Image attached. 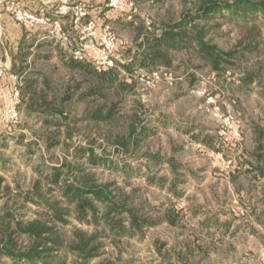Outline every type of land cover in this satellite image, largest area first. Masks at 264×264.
I'll return each mask as SVG.
<instances>
[{
    "label": "rangeland",
    "instance_id": "rangeland-1",
    "mask_svg": "<svg viewBox=\"0 0 264 264\" xmlns=\"http://www.w3.org/2000/svg\"><path fill=\"white\" fill-rule=\"evenodd\" d=\"M131 1L133 6L128 5ZM198 1L124 0L121 10L110 18V8L104 4L101 23L117 37L116 56L131 62L140 57L142 40L149 32L160 33L164 20L196 13ZM97 4L102 3L92 6ZM48 9L53 12L54 8ZM258 26L261 53L246 59L237 56L235 70L229 66L223 72L211 68L192 48L172 52V65L151 71L140 66L131 74L123 70L121 77L132 87L114 95L117 118L109 123L87 119L86 103L73 100L66 110L81 120L59 119L69 123L72 136L68 137L65 127L63 135H55L60 145L52 148L46 140L50 135L41 134L42 121L49 113L42 106L39 108L45 113L30 107L29 100L31 95L51 98L55 90L79 75L59 59L56 45L63 43L42 45L50 48L47 58L21 62L26 68L23 72L9 70L11 75L34 73L38 80L32 93H24L27 84L23 78L18 122H0L3 186L9 185L10 193H15L16 187L25 193L39 182L40 190L49 194L51 184L39 181L41 174L36 168L52 173L53 167H63L68 177L63 163L73 161L91 169L99 182H110L129 194V205L140 209L146 219H156L140 231L118 237L99 226L103 245L90 264H264V23ZM68 29L74 37L78 34ZM248 29L226 22L211 30L207 38L220 49L232 51L239 48L237 44ZM258 63L263 66L260 70ZM239 65L258 73L256 79L250 83L241 80ZM52 117L57 119L48 116ZM134 118L138 131L144 129L148 136L135 151L132 145L116 147L108 136L115 138ZM79 146L93 149L104 164L91 166L87 161L91 152L81 157ZM146 151L155 157L146 156ZM52 189L55 196L61 193ZM6 201L2 196L0 210ZM26 205L18 215L31 218L36 211H45L42 204L31 200ZM123 217L128 226L127 213ZM59 226L67 234L73 228L97 231L73 213L67 225ZM70 259L71 255L68 262Z\"/></svg>",
    "mask_w": 264,
    "mask_h": 264
},
{
    "label": "trees",
    "instance_id": "trees-1",
    "mask_svg": "<svg viewBox=\"0 0 264 264\" xmlns=\"http://www.w3.org/2000/svg\"><path fill=\"white\" fill-rule=\"evenodd\" d=\"M104 4L105 1L100 4L103 12ZM102 11L93 14L100 22ZM108 12L110 18L118 11L108 9ZM226 22L249 28L238 42L239 48L232 51L220 49L207 38L211 30L221 27ZM262 23L264 0H199L196 13H184L178 19L164 20L160 33L149 32L142 40L140 57L133 58L131 62L120 61L116 56V49L113 54L118 62L116 66L97 69L92 63L76 60L58 48L64 66L78 74L79 78L73 79L71 83L65 82L59 91L55 90L51 98L44 94L35 99L31 95L30 107H35L40 112L42 106L49 113L48 116H57V119L47 116L42 121L44 131L41 134L50 135L46 139L48 148L60 145V140L55 135L57 133L58 136L63 135L65 127L68 137L72 136L68 128L69 123H63L59 119L69 118L75 123L81 120L74 118L66 110L67 104L73 100L77 104L86 103L87 119L109 123L117 118V101H114V95H119L131 84L128 79L121 77L123 70L131 74L140 66L151 71L160 65H172V52L190 48L198 53L204 63L215 70L223 72L228 66L235 70L233 62L237 56L246 59L251 54L261 53L259 49L261 41L258 40L261 31L258 24ZM69 45L71 47L74 45V39H71ZM38 56L43 59L48 57V55L42 57L40 54ZM258 64L259 70L262 69V64ZM237 69L243 70L241 80L244 82L250 83L258 76V73L252 72L245 65L242 67L239 65ZM36 76L34 73H26V93H32L38 80ZM136 120L132 119L126 129L115 135V138L113 134L108 136L116 147L128 149L130 147L128 145H132L135 151L140 141L148 136L144 129L142 132L138 131ZM50 127L56 129L51 131ZM77 150L81 157L91 152L87 160L91 166L104 164V160L98 159L93 149L79 146ZM145 155L155 157L149 151H146ZM63 164L69 171L68 177L64 176L63 167H53L52 173L43 171V168H36L41 174L39 181L45 180L52 188L61 192L57 194L60 195V199L52 194L56 193L52 188L49 194L43 193L39 182L34 183V188L25 193L20 191V187L15 188V193H10L11 187L7 184L3 186L4 179L0 177V190L4 192L0 191V200L2 196L7 197L0 210V264H90L103 245L99 239V226L102 225L103 231L109 232L108 235L118 237L140 231L145 223L156 222V219H146L144 214L140 213V209L129 205V194H125L110 182H99L91 169L75 165L73 161L65 160ZM30 200L37 205L42 204L45 211H36V215L31 218L18 215V212L27 208L26 203ZM71 213L80 222L97 228L96 233L79 228H73L69 234L64 232L59 225H67ZM124 213H127L130 220L128 226L123 217ZM170 221L175 223L176 219L171 217ZM69 255L72 259L68 262ZM3 259L7 261H2Z\"/></svg>",
    "mask_w": 264,
    "mask_h": 264
},
{
    "label": "built area",
    "instance_id": "built-area-1",
    "mask_svg": "<svg viewBox=\"0 0 264 264\" xmlns=\"http://www.w3.org/2000/svg\"><path fill=\"white\" fill-rule=\"evenodd\" d=\"M113 10H121L124 0H75L63 2L49 15L47 10L34 11L19 0H8L7 11L13 19L32 29H43L47 37L56 42L69 44L70 34L63 25V16L70 14L72 23L78 27L71 49L72 56L79 61L90 62L98 69L115 67L117 62L113 51L117 49V37L108 26L91 16L94 3H102ZM129 6H133L131 1ZM7 69L0 67V77ZM25 76L21 73L12 74L13 85L8 95V104L0 109V122L4 119L7 124L14 125L19 120L22 101V86Z\"/></svg>",
    "mask_w": 264,
    "mask_h": 264
},
{
    "label": "crops",
    "instance_id": "crops-1",
    "mask_svg": "<svg viewBox=\"0 0 264 264\" xmlns=\"http://www.w3.org/2000/svg\"><path fill=\"white\" fill-rule=\"evenodd\" d=\"M7 1L8 0H0V67H5L7 69L5 75L0 77V109H3L5 105L8 104V95L13 85L12 75L10 74L9 70L23 72L26 70V68H23L21 62L27 61L28 58L31 57L33 58L34 62L40 61L43 58H39V54L42 57L46 54H48L49 56V53H47V51L50 48L43 49L41 46L46 44L49 45L50 43L52 44V42L54 41L53 39L47 37L46 32L43 29H32L15 21L7 11ZM19 1L29 9H32L34 11H41L46 9L49 15H53L54 10L63 2H73L75 0ZM47 7L54 8L53 12H49V9ZM102 9L103 8L99 4L93 5L91 9V16H93V14L97 11H102ZM65 20H68L69 23H65ZM62 22L64 27L70 34L71 39H74L75 37L72 35L71 31L68 28L73 29L74 32L77 33L78 27L73 25L71 15L67 14L63 16ZM62 46H64L65 48ZM62 46L58 45L57 47L61 48L62 51L68 54L70 53L71 55L72 47L69 44H64ZM58 54L60 59L59 50ZM26 87L23 88L24 93L27 92Z\"/></svg>",
    "mask_w": 264,
    "mask_h": 264
}]
</instances>
